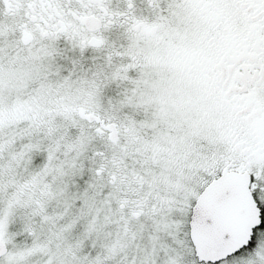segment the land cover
<instances>
[{
    "label": "snow or ice",
    "instance_id": "obj_1",
    "mask_svg": "<svg viewBox=\"0 0 264 264\" xmlns=\"http://www.w3.org/2000/svg\"><path fill=\"white\" fill-rule=\"evenodd\" d=\"M0 264H264V0H0Z\"/></svg>",
    "mask_w": 264,
    "mask_h": 264
}]
</instances>
